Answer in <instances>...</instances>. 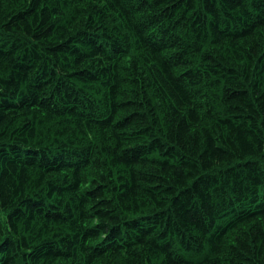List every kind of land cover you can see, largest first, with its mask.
Returning <instances> with one entry per match:
<instances>
[{"label": "trees", "instance_id": "16d2710c", "mask_svg": "<svg viewBox=\"0 0 264 264\" xmlns=\"http://www.w3.org/2000/svg\"><path fill=\"white\" fill-rule=\"evenodd\" d=\"M0 264H264V0H0Z\"/></svg>", "mask_w": 264, "mask_h": 264}, {"label": "rangeland", "instance_id": "374dc122", "mask_svg": "<svg viewBox=\"0 0 264 264\" xmlns=\"http://www.w3.org/2000/svg\"><path fill=\"white\" fill-rule=\"evenodd\" d=\"M0 217L2 218V214L0 213Z\"/></svg>", "mask_w": 264, "mask_h": 264}]
</instances>
